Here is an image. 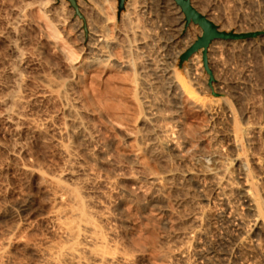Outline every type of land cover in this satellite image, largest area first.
Segmentation results:
<instances>
[{
    "label": "rangeland",
    "instance_id": "obj_1",
    "mask_svg": "<svg viewBox=\"0 0 264 264\" xmlns=\"http://www.w3.org/2000/svg\"><path fill=\"white\" fill-rule=\"evenodd\" d=\"M78 1L79 0H77V2ZM80 1L81 4L83 1V5H81L83 16L92 19H90V22L93 23V26L96 25L95 27L99 30V36L103 37L106 35L102 39H106L108 36L109 40L107 39V41H109L111 45H107V48L109 51L111 50L110 53L113 55L112 66L109 68L93 67L85 62L90 57L89 48H87L86 45L88 44V27L85 29V23L87 21L85 17L84 20L76 14V10L69 0H0V19L8 17L11 13L9 17L16 14L15 20V16L11 17L13 18L12 20L17 22L16 20H18V18L20 19L18 11L21 10L23 13L24 11L25 13L27 12L26 14H22L21 12L22 16L26 15L24 18L30 20V23L28 22L30 26L26 24L24 27L23 24L20 23L24 28L28 29H24V36L22 35L21 38L23 39L21 40V44L24 45L22 46L26 49V55L29 57V66L27 68L28 70H26V87L23 89V94L26 96L29 103L22 108L24 116L27 117L26 123L22 124L21 135L16 133L13 125H6V123L0 124V141L2 142V146L0 147V241L6 237L5 232L7 228L19 220V216L15 215L18 208L21 209L20 207L26 206L29 207L30 210H35L45 207L48 204L49 195L47 189H45L46 182L45 179L43 180L42 176L44 175L42 174H44L43 172H47L48 174H57L60 172L64 161L60 142L65 140L64 142H67V144L73 148L75 155H78L76 156L77 162H75V167L77 165L76 168L86 167L88 172L92 173L89 175L90 179L94 178L91 180L90 191H95H92L94 197H99L102 194L101 192H104V194L105 191L107 192L105 198L107 196L108 199H105L102 196L103 194L100 197L103 198V200L111 201L114 217L112 226L116 233L115 240L120 246L119 248L128 253L132 259V264H194V262L195 264H200L202 262L201 259L204 261V257L201 258L202 256H199L197 252L194 251V248L203 246L210 252L220 251L228 244L226 232L229 233V231H233L234 227H229L230 229H227L224 225L220 226L223 224H220L222 222L220 219H212L208 222V226L205 225V228L203 227L204 231L202 230L201 234L195 237V240L193 239L194 242H192L189 235L192 234L194 229H199V227L197 228L199 224L194 218L199 214L201 211L200 209L204 206L205 208L209 207L211 209L216 208V210H220L222 206L214 202L216 201L215 199H211L214 195L213 188L210 186H202L201 189V185H196V183H198L196 177L194 178L193 175L190 176L191 174L189 175V173L196 171V169L198 171V168L203 170L213 166L214 147L218 148L220 146L219 150L223 158L229 157L231 154V147L228 146L229 144H227L228 142L225 134H223L226 128L223 127L224 125L226 126V122H224V120L226 121L225 117L221 114L216 116V118L215 116L212 118V115H208L207 112L197 106L195 107V100L191 102V99L188 97L190 95H195H192V92L199 94L195 97H199L203 101H209L219 97H222L219 99H223L225 97L236 109H238V111L247 107L254 113V117L257 116L264 120V75H262L264 73V69H262L264 68V58L262 57V52L259 53L260 51L257 50L259 48L256 47V41L263 38L264 23L261 21L259 22L262 24L259 29V25L256 26L258 19H248V17L246 19L244 15V11L251 13L253 10V12L255 11V13H257V15L259 14V16L263 18L262 20H264V0H252V2H250L251 0H199L203 9H206L209 5L214 7L216 19L218 20L216 22L218 27L225 24L230 28V31L226 32H235L238 28L244 30L248 28L249 30H242L240 33H257L254 37L240 39L250 43H248L249 48H246L247 52L242 51L239 54L242 58H233L229 53L223 50L224 59L232 66V69H230L225 76L230 82V90L227 88L228 90L224 89L225 91L214 90L213 83L217 86L220 79L214 76L213 80L210 81L209 73L204 66L203 53L199 56L197 52H195L188 59H181L182 54L203 35V29L193 22L187 26L186 16L181 15V9H176L177 5L173 0H125V5L122 9L119 7V0ZM167 1L168 3L166 4ZM244 2H249V4ZM42 3L47 4L44 6L46 16L48 20L53 21V24L60 32L63 40H58V42L53 37H48V30H45L47 28L44 24V19L40 17L45 15V13H43L44 11L42 12V10H40V8L42 9ZM78 6L80 7L79 2ZM91 6L95 10L94 12L91 11ZM240 6L243 7L241 8ZM55 9L57 11H55ZM9 17L8 19H11ZM257 18L260 19L258 16ZM177 20L178 22L176 23ZM254 20L255 23L257 20L256 24ZM5 21H7V18ZM5 21L0 20L1 32H4L2 26H5L4 30H6L7 24H4ZM172 24L174 28H177V25H179L178 29L181 28L180 30L177 29L178 31L176 29L174 31L175 33L177 32V35L174 33V35H176V40L174 42L175 44H172L173 48L168 44L170 42V32L168 28ZM99 36L95 37L99 40L101 38ZM214 40H218V38ZM218 41L223 42L230 40L219 39ZM66 42L68 44L67 46L65 45L66 47L70 45V48L67 49H73L74 52L73 60L71 61L68 60L66 55H64L65 53L60 50V47L64 46L63 44H66ZM99 42L103 43L97 41V43ZM0 45V49L1 47L4 49V51L3 49L1 50L3 51L2 53H5L6 47L4 48V45ZM71 46L73 48H71ZM129 47L132 51L128 49ZM138 48L139 50L137 51ZM248 55H250V57ZM153 60L154 62L156 60V63H158V60L161 62L162 60H166L168 65L170 64V67H175L176 70L185 77L188 82L186 83L185 81L184 86L180 87L182 88L180 89L181 91L178 90L179 87L176 90L175 87L169 85V80L166 79L163 71L154 69V66L151 65L154 63L152 62ZM246 60L255 68L252 70L253 73L258 72L259 74H252L249 87H243V89L238 90L239 88L238 85H236V81L240 79L239 73L244 69L245 64L249 63L245 62ZM30 61L34 64H31ZM193 61L201 65L200 69L198 67L197 73L200 72L202 74L199 73V75L196 73V76H206L207 82L205 84L196 81L198 78H196L195 75V77L193 76L192 73L194 72H192L193 70L191 71V69L194 68L192 64ZM114 62L115 65H113ZM116 62L121 66L117 67ZM125 62L132 63H129L131 65L125 66ZM232 63L234 64L232 65ZM256 63L259 64L257 65ZM241 66L243 67L241 68ZM0 67L4 70L3 64H0ZM134 67L139 70H137V74H134L136 73ZM1 68L0 77L4 75V71ZM210 68L214 70L213 67L210 66ZM46 72L50 75L54 74L53 76L56 77L58 76L71 80L72 89L74 90H72V98L75 99L76 105H78L81 110L83 121H86L85 128H87L85 132L83 131L86 135L83 134L82 136V132H80V135L78 134L79 132H77L75 134L69 133L70 135L66 133L64 136L58 133L57 128L61 125L63 127L65 122L68 123L70 121H67L68 118L66 117L68 111L65 110L62 103L57 98L45 94L46 92L44 87H42L43 82L40 79V74L43 75ZM135 77H138V83L134 81ZM191 77L194 79L196 78L194 81L197 83L192 82L190 80L192 79ZM130 78H132V80ZM141 82L144 83L142 84ZM192 84L196 86L199 85V87L193 86ZM187 86H193L192 90L195 88L194 90L196 91L194 92L193 90L191 94H189V91H191L189 90V95H187V91H185L184 94V90L190 88ZM240 91L242 94L240 93L241 95H238ZM2 93L3 90L0 91V95H2ZM248 93L251 94L249 95ZM137 95L139 96L137 97ZM241 96L244 97L242 98ZM203 97H205V99H203ZM246 97L248 99H246ZM147 98L150 100L148 101ZM140 103L142 105H140ZM144 106L147 107L145 108ZM1 109L2 108H0V110ZM154 110L158 116L152 114ZM205 113L209 117L205 115ZM147 116L152 121H148L149 119L146 120ZM48 117L51 119L49 123L51 128L48 125L46 131L37 132L34 130L35 122H39L40 120L44 121ZM149 122H151L150 124L152 125H150ZM154 123H156V125L157 123L158 125L160 124L159 126H161V123L162 126L166 124L168 127L173 128H170L171 131L169 136L171 137H167L170 138V141L167 138L164 140L166 137L164 136L165 134L162 135L160 128H157L159 126L156 127ZM168 123L170 124L168 125ZM212 124L213 128L215 130L217 129L216 131L211 127ZM219 125L220 127H218ZM172 133L175 136L172 135ZM206 133L209 134L206 135ZM209 136L212 137V139L209 138ZM213 136H216V139ZM172 140H174V143ZM263 140L260 142L261 145H259V147L262 148H260V150L264 151ZM221 143L223 144V148L221 147ZM20 144L26 148V150L23 151L24 153L21 151L19 152L18 148ZM29 167L36 171L34 170L31 172L32 170H29ZM26 168H28V170ZM190 177H192V179ZM64 179H66L68 183H74V181L71 180L72 178L68 177V175H66ZM152 179H157V183H154ZM203 190L205 192H203ZM208 198L209 200H207ZM198 204L200 206L202 204V206L200 207ZM197 212L198 214H195ZM35 223L34 229H32V232H29L28 235L30 239L39 238L44 234H48L47 236L50 235V239H52L53 243L60 239V235L56 232H49L46 224L42 221H37ZM214 234L216 235L214 236ZM189 245L195 247L192 248ZM207 246L210 248H207ZM185 247L189 248L188 252H185ZM177 253H179V255H177ZM196 254L198 256H196ZM192 260L194 262H192ZM203 263H205V261L201 264Z\"/></svg>",
    "mask_w": 264,
    "mask_h": 264
},
{
    "label": "bare ground",
    "instance_id": "obj_2",
    "mask_svg": "<svg viewBox=\"0 0 264 264\" xmlns=\"http://www.w3.org/2000/svg\"><path fill=\"white\" fill-rule=\"evenodd\" d=\"M89 1H91V0H89ZM170 1H172V0H170ZM170 1H169V3H170ZM173 1L177 5L176 9H178V10L181 9V7L176 3V1L175 0H173ZM78 2L80 5L79 10L81 12V7H82L81 5H83V1H82V4H81L80 0ZM191 2L194 5V7H196L202 14L206 15L214 23H216L218 21L216 19V13H215L216 11H215L214 7L212 5L208 6V4L210 2L207 4L208 7L207 6H206L207 8L205 7L206 9H203L201 7L202 4L200 5L199 0H191ZM250 2H252V0ZM167 3H168V1L166 2V4ZM241 3H242V1H241ZM244 3L249 4V2H244ZM261 3H263V2H261ZM34 4H35V2H34ZM45 4L46 3H44L42 5V9L40 8V10H42V12L44 11L43 13H45V10H44L45 7L44 6L47 5V4L46 5ZM203 4H205V3H203ZM250 4H252V3H250ZM28 6H30V5H28ZM243 6H244V4H243ZM240 7H238V8H240ZM256 7H255V9H256ZM19 8H20V6H19ZM87 8H88V6H87ZM21 9H23V8H21ZM48 9H50V8H48ZM90 9L93 12L95 11L93 9V7ZM97 9H98V7H97ZM168 9H169V6H168ZM55 11H57V10L55 9ZM58 11H60V10H58ZM88 11H87V14H88ZM91 11H89V12H91ZM18 12L20 14V19L18 18L19 21L16 20L17 22L14 21L16 19V14L11 15V16H15L14 20H12L13 18L11 16L9 17V15L11 13L8 15V17L11 19H8V17H6L7 21H5L6 20V18H4L5 16L2 17L5 20L0 19V20L5 21V23L3 22L4 24H7L6 30H4L5 26H2L4 32L0 31V44L4 45V48L6 47L5 53H2L4 51V49L2 47L0 49V51L3 49V51H1L2 55L0 53V64L1 65L3 64V66H4V70L1 68L2 66L0 67L4 71L3 72L4 75L2 77H0V89L3 90L2 95H0V108H2L0 110V124L6 123V125L7 124L13 125L14 129L16 130V133L18 135H21L22 124L26 123L25 121L27 118L24 116V114L22 112V108H24V106L29 103L28 99L23 94V89L26 87L25 85H26V81H27L26 70H28L27 68L29 66V60H28L29 57H27L28 55H26L27 53H26V49L23 47L24 45L21 44L22 43L21 40H23L21 38H22V35L24 36V32H25L24 29H27V28H24L25 27L24 25H26V24L29 25L28 22L30 23V20L24 18V16H26V15L22 16V14H24L25 11H24V13L21 10H19ZM21 12H22V14H21ZM244 12H245L244 15L246 16V17L245 16L244 17L246 19H247V17H248V19H258V23L260 21L262 23H264V20H262L263 18L261 16H259V14L257 15V13H255V11L253 12V10H252L251 13L247 12V11H244ZM260 12H261V10H260ZM81 13L83 14V12H81ZM57 15H58V13H57ZM181 15L185 16V13L182 11V9H181ZM256 15L258 17H260V19L257 18ZM45 16H46V13H45V15H42L40 17H42V19H44L43 21H44V24L46 25V28H47L45 30H48V32L47 31H45V32L48 33V35H49L48 37H53L57 41L63 40L61 38L60 32L58 31L56 26L53 24V21L48 20V17L47 16L45 17ZM88 16H89V14H88ZM217 17H218V15H217ZM237 18H239V17H237ZM90 19H89V17L86 18V21H87L86 23H87V27H88V44H86V45H87V48H89L90 57L88 58V60H86L87 59L86 58L85 62H87L89 64V66H93V67L96 66L98 68H101V67L109 68L112 66L113 55H112V53H110L111 50L109 51L107 48V45H111L109 43V41H107L108 36L106 39L105 38L102 39L106 35H104V36L102 35L103 37L99 36V34H98L99 30H97V28L95 27L96 25L93 26V23L90 22ZM172 19H173V16H172ZM177 22H178V20L176 21V23ZM20 23L23 24L24 27ZM99 23H101V22H99ZM239 23H241V22H239ZM254 23H255V20H254ZM256 23H257V20H256ZM258 23L256 24V26L259 25L258 27L260 29V27H261L260 25H262V24H260V23L258 24ZM98 24H97V26H98ZM101 26H102V24H101ZM182 26H183V24H182ZM178 27H179V25H177V28H174V26L172 24L168 28V30L170 32V34H169L170 42L168 44L170 47H172L175 44L174 42L176 40L175 36L177 35V32L175 33L174 31H175V29L177 30ZM252 27H249V28H252ZM218 28L220 31H230V28L225 24H222ZM105 29H107V28H105ZM180 29H178V30H180ZM242 30H244V29L238 28L237 31H235V32L240 33V32H242ZM246 30H249V29L247 28L244 31H246ZM174 33L176 35H174ZM82 34H83V32H82ZM95 36L96 37L99 36L101 38L98 40ZM53 38H52V40H53ZM219 39H221V38H218V40ZM218 40L212 41V43L207 47L208 66H209V68H210V66L214 68V70H212L210 68L213 76H215V78L218 77L220 79L217 86L215 85V83H213L214 84L213 88H214V90H217V91H222L224 89L226 90L227 88H229V90H230V82L227 80V78L225 76H226L227 72L230 69H232V66L230 63L229 64L227 63L226 59H224L223 50L226 51L227 53H229L230 56L233 58H237V57L240 58L241 55H239V54L242 51L245 52L246 48H249L250 43L248 42L249 43L248 44L247 42L242 41L240 39H226V40H230V41H223V42L218 41ZM97 41H101L103 43H100V42L97 43ZM256 43H257L256 47L260 49V50L259 49H257V50L260 51L259 53L262 52V57L264 58V35H263V38L260 39L259 41H256ZM63 45L64 46L60 47L61 48L60 50H62V52L65 53L64 55H66L68 60H70V61L73 60V56H74L73 49H71V50L67 49V48H70L69 47L70 45L68 47H66L68 45L67 42H66V44H63ZM97 46H99V47H97ZM112 46H111V48H112ZM71 48H73V47L71 46ZM128 49H130V47ZM138 50H139V48L137 49V51ZM196 52L199 56H201L202 53H204V47H201ZM245 56H247V55H245ZM248 56L250 57V55H248ZM126 57H128V56H126ZM193 60H195V59H193ZM126 61H129V60H126ZM238 61H240V60H238ZM152 62H154V60ZM159 62H161V61L158 60V63H156V60H155V62L152 63L151 65L154 66V69H158L160 71H163V73H165L166 79L169 80L168 81L169 85L175 87L176 90L178 89V87H179L178 90L182 89L180 87L184 86L185 81H186L185 77H183V75L178 70H176L175 67L174 68L170 67L169 66L170 64L168 65V62H166V60H164V61L162 60L161 63H159ZM232 62H234V61H232ZM245 62H249V61L246 60ZM30 63H31V61H30ZM127 63L125 62V64H126L125 66L131 65L129 63H132V62H129L128 64ZM133 63H134V61H133ZM88 64H86V65H88ZM123 64H124V61H123ZM192 64L194 65L193 66L194 68H192V69L190 68V69H191V71L193 70L192 72L195 73V74L192 73L193 76L194 75L196 76L198 67L200 69L201 65H199L196 61H195V63L193 61ZM233 64L234 63H232V65ZM35 65H33V66H35ZM113 65H115V62L113 63ZM133 65H135V64H133ZM116 66L119 67L121 65H119V63H117ZM252 66L253 65L249 62V63L245 64L244 69H242L240 71V73L237 72L240 74L239 75L240 79L236 81V85H238V88H239L238 90L243 89V87H249L250 86L249 82H250V80H252L251 79L252 74L258 73V72L253 73L252 70L254 67H252ZM242 67L243 66H241V68ZM90 68H92V67H90ZM235 69H237V68H235ZM262 69H264V68H262ZM137 70L138 69H136V73H134V74H137V72L139 71V70L138 71ZM131 71H132V69H131ZM127 72H128V70H127ZM199 73L200 72H198L197 74H199ZM224 73H225V75H224ZM127 74H129V73H127ZM200 74H202V73H200ZM53 75L47 74V72L43 75L40 74V76H41L40 79L43 82L42 87H44V89H45V92H46L45 94H47L48 96H52V97L57 98L62 103L65 110L68 111V115L66 117V118H68L67 121H70L72 123L71 124L70 122H68V123H70V124H68L67 122H65L63 127L61 125L60 127L57 128L58 133H60L62 136H64V134L66 135V133H68V134L74 133L75 134V133L79 132L78 134L80 135V132H82V136H83V134H84L83 131L85 132V130L87 128V127L85 128V126H86L85 122L86 121L85 122L83 121V118H82L83 115L81 116V110L78 107V105H76L75 99L72 98V90H73L72 89V82L70 79L58 77V76L56 77ZM262 75H264V73ZM35 76H36V74H35ZM126 76H128V75H126ZM209 76H210V74H209ZM196 78H198V79L196 80ZM196 78L195 79L189 78V79L192 82L198 81L201 84H205L207 82L206 76L205 77L203 75L199 76V77L196 76ZM130 79L132 80V78H130ZM187 79H188V77H187ZM259 79H261V78H259ZM194 80H196V81H194ZM134 81L138 83V77H135ZM187 82L188 81H186V83ZM190 82H189V84L191 86ZM259 84H262V83H259ZM190 86H187V87H190ZM193 86H196V85H193ZM192 87H190L191 89L189 88V89L184 90V94H185V91H187V95L191 94V92L195 89V88H193V90H192ZM196 87H199V85ZM201 87H204V86H201ZM205 87H207V86H205ZM262 87H263V85H262ZM175 88H174V90H175ZM189 90H191V91H189ZM188 91H189V94H188ZM195 91L196 90H194V92ZM230 92H232V91H230ZM240 93H241V91L239 92L238 95L242 94V93L241 94ZM193 94H195V95L194 96L190 95L189 97L188 96L187 97L191 99V102H193L195 100L194 102L196 105H194V103H193V105L195 107L197 106V107L201 108L203 111L207 112L208 115H212L211 116L212 118L214 116L216 118V116L221 115V114L225 117L226 121L224 120V122H226V126L224 125L223 127H226V128L224 129L225 133H223V134H225V137H226L227 142H228L227 144H229L228 146L231 147V154L229 155V157L223 158L222 153L219 150L220 146L218 148L217 147L215 148L213 146L214 147V149H213V163H212L213 166L209 167L207 169H203V170L198 168L199 169L198 171H197V169H196V171H194V169H193L194 172L189 173V175L191 174L190 176L193 175L194 178L196 177L197 180L194 178L193 179L198 182V183H196V185L197 184L199 186L201 185V189H202V186L203 187L204 186L212 187L214 190V195L212 196L213 198L211 197V199L212 200L215 199L216 201H214V202H217V204L222 206L220 210H218V209L216 210V208L211 209L209 207L205 208L203 206V208L200 209L201 211L199 212V214H198V212L195 213V214H198L194 218V220L199 224V226L197 225V228L199 227V229H194L193 231L191 230L192 234L189 235V237H191L192 242H194L193 239L195 237H197L198 235H200L202 230L204 231L203 227L205 228V225L208 226L207 225V224H209L208 222L210 220L216 219V218H218V219H220V221H222L221 223L218 222L220 224L223 223L220 226L224 225L225 227H227V229L229 227H234V228H233V231H229V233L226 232L227 233L226 238L228 237V240H227L228 244H226L227 246L225 248L221 249L220 251H215V252L211 251L210 252V251H208V249L206 250L203 246H197L196 248H194L195 246L194 247L191 246L192 244L189 246L194 248V251H196L199 256H202L201 258L204 257L205 263H203V264H264V151L260 150L261 147H259V145H261L260 142L263 140V136H264V120H263V118L261 119V118H258L257 116L254 117V115H253L254 113H252L251 109H248L247 107H246L247 109L244 107L245 110L243 108L242 109L243 111L242 110L238 111V109H236V107L229 100H227L225 97L223 99H219V98H222V97H219L217 99H213V100H209V101H203L199 97H195L199 94L192 92V95ZM202 94H203V92H202ZM243 95H244V93H243ZM31 96H33V95H31ZM138 96L139 95H137V97ZM247 97H246V99H248ZM203 99H205V97H203ZM250 99H251V97H250ZM147 100H148V98H147ZM258 101H257V103H258ZM232 102H234V101H232ZM243 103H244V101H243ZM143 104H145V103H143ZM252 104H254V103H252ZM140 105H142V104L140 103ZM145 105H147V104H145ZM243 106H244V104H243ZM246 106H249V105H246ZM250 107H252V106H250ZM142 110H143V108H142ZM253 110H255V109H253ZM146 111H148V110H146ZM155 112L156 111L154 110V112H152V114L153 115L156 114ZM145 114H147V113H145ZM207 114L205 113V115H207ZM261 117H262V113H261ZM143 118H145V117H143ZM220 118H222V117H220ZM146 120L150 121L151 119L148 118V116H147ZM50 121H51V119H50V117H48L44 121L40 120L39 122H35L36 124H34V128H35L34 130H36L37 132L38 131L41 132L44 130L46 131ZM150 123L151 122H149V124ZM162 123H161V126H159L160 124L158 125V123H157V125H156V123H154V124L156 127L159 126L157 128H160V130L162 131V133H161L162 135L165 134L164 136H166V137L164 140H166L167 137H171L169 135H170L171 129H173V128L168 127L166 124L165 125L163 124V126H162ZM147 124H148V122H147ZM169 124L170 123H168V125ZM213 124L211 125L212 128H213ZM150 125H152V124H150ZM49 127L51 128L50 125H49ZM205 127H207V126H205ZM218 127H220V125ZM179 129H181V128H179ZM209 130H210V128H209ZM207 134H209V133H206V135ZM69 135H68V137H69ZM84 135H86V134H84ZM172 135H174V134L172 133ZM217 135H219V134H217ZM164 136H163V138H164ZM213 137L215 138L216 136H213ZM209 138L212 139V137H210V136H209ZM58 139H60V138H58ZM167 139L169 140L170 138H167ZM64 141L62 140L60 142L61 143L60 147L62 148L61 152L63 153V156H64L63 167L60 169V172L57 174H48L47 172L46 173L43 172L44 174H42V175H44V176H42L43 180L45 179V182H46L45 183L46 184L45 189H47L48 195H49L48 196L49 197L48 204L45 207L38 208L35 210H30V208L26 207V206L20 207L21 209L18 208L19 210L16 208L17 211H16L15 215L19 216V220H17L14 224H12L11 226H9L7 228V230L5 232L6 237L4 236L5 238L0 241V264H132L133 263L132 259L130 258L128 253L122 251V249L119 248L120 246L117 244V242L115 240V234L116 233H115L114 227L112 226V221H114L113 212H112L113 211L112 205H111V201L105 200L107 198V196L105 198V195H107L106 194L107 192L105 191V194H104V192H101L103 194V195L102 194L101 195L105 198L104 200H103V198L100 197L101 195L97 192L96 193L99 194L100 196L94 197V195L92 194V191L93 192H95V191L94 190L90 191V185L92 183L91 180H93L94 178L90 179L89 175H91L92 173L90 172L91 173L90 174L86 167L83 168V167L79 166L80 168H76L78 165L75 167V165H76L75 162H77L76 156H78V155H75L73 148L69 144H67V142H64ZM172 141L174 143V140H172ZM1 146H2V142L0 141V147ZM222 146H223V144L221 143V147ZM18 149H19V152L21 151L22 153H24L23 151L26 150V148L22 144L19 145ZM210 161H211V159H210ZM26 169L28 170V168H26ZM29 170H32L31 172H33L35 169H32L29 167ZM187 173H188V171H187ZM66 175H68V177H71L72 178L71 180H73L74 183H72V182L68 183L66 181V179H64ZM190 178L192 179V177H190ZM152 181H154V183L155 182L157 183V179H152ZM210 190H212V189H210ZM98 192H99V190H98ZM203 192H205V191L203 190ZM205 196H207V195H205ZM109 200H110V198H109ZM207 200H209V198ZM214 202H212V203H214ZM198 205H196V206H198ZM201 206H202V204H201ZM192 207H193V205H192ZM216 220H213V221H216ZM37 221H42L44 224H46L49 232H56L58 235H60L59 236L60 239L56 242L54 241V243H53L52 239H50V235L47 236L48 234L47 235L44 234V235L40 236L39 238L37 237L35 239L34 238L30 239L28 237L29 232L30 233L32 232V229H34L33 228L34 224H36L35 222H37ZM213 221H211V222H213ZM192 228H194V227H192ZM213 233H215V232H213ZM215 235L216 234H214V236ZM208 237H209V235H208ZM187 240H188V238H187ZM203 240H204V238H203ZM190 242H191V240H190ZM197 243H201V242H197ZM207 248H210V247L207 246ZM215 248H216V246H215ZM181 250H185V249H181ZM218 250H219V248H218ZM188 251H189V248H186L185 252H188ZM192 254H191V256H192ZM197 254H196V256H198ZM177 255H179V253H177ZM201 260H202V262H204L203 259H201ZM189 261H191V260H189ZM192 262H194V261L192 260ZM194 264H195V262H194Z\"/></svg>",
    "mask_w": 264,
    "mask_h": 264
},
{
    "label": "water",
    "instance_id": "obj_3",
    "mask_svg": "<svg viewBox=\"0 0 264 264\" xmlns=\"http://www.w3.org/2000/svg\"><path fill=\"white\" fill-rule=\"evenodd\" d=\"M176 3L181 7L182 11L186 16V25H190L193 21L195 24H198L203 29V35L192 45L188 50H186L182 56V60L188 59L194 52L198 51L201 47H204V66L206 71L210 74V81L213 80L214 76L208 66V57H207V47L216 38L221 39H245L254 37L256 32H245V33H236V32H226L220 31L218 25L210 20L206 15L202 14L194 5L191 0H175ZM71 5L75 8L76 14L84 19L83 14L79 10L77 0H69ZM125 5V0H119V7L122 9ZM85 20V19H84ZM85 29H87L85 23Z\"/></svg>",
    "mask_w": 264,
    "mask_h": 264
}]
</instances>
